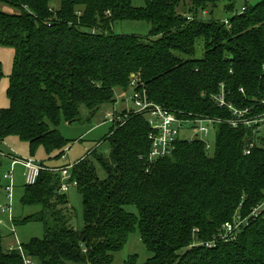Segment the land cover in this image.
<instances>
[{
  "label": "trees",
  "instance_id": "trees-1",
  "mask_svg": "<svg viewBox=\"0 0 264 264\" xmlns=\"http://www.w3.org/2000/svg\"><path fill=\"white\" fill-rule=\"evenodd\" d=\"M51 1L0 0L13 9L0 10V45L14 49L0 141L15 135L31 153L41 146L48 159L60 158L69 142L60 122L114 103L133 73L149 100L187 124L220 121L212 153L198 138H178L170 155L149 163L147 116L120 113L102 138L108 152H88L70 169L82 198L79 229L59 190L61 172L39 161L44 169L24 184L21 203L40 210L21 222L39 221L43 236L21 245L25 255L33 264H112L137 229L151 253L141 264H264V218L249 215L264 200V135L225 122L232 111L216 99L223 93L236 109L264 112V0L234 12L229 27L200 16L216 0H58L55 8ZM119 20L148 22L149 34H115ZM130 204L137 213L125 209ZM237 213L246 221L221 239ZM0 264H24L18 250L3 248L1 235ZM124 264H138L136 255Z\"/></svg>",
  "mask_w": 264,
  "mask_h": 264
},
{
  "label": "rangeland",
  "instance_id": "rangeland-1",
  "mask_svg": "<svg viewBox=\"0 0 264 264\" xmlns=\"http://www.w3.org/2000/svg\"><path fill=\"white\" fill-rule=\"evenodd\" d=\"M146 1L147 0H133L132 4L134 3V6H143ZM257 1L259 0H216V6L213 9L211 7L206 8V10H204L200 16L204 19L213 18L215 20L223 22V20L231 17L234 12L242 11L244 9V7L242 6L246 4L252 5ZM51 5L55 8L58 5V0H52ZM228 5H232L233 9L227 10ZM0 10L10 12L13 11L12 8L3 5L2 3H0ZM150 28V24L145 21L119 20L113 24L112 31L115 34H133L138 36H147L149 34ZM13 59L14 49L9 46L0 45V65L2 69V76L0 78V108L7 107L9 104L6 91L8 87L9 75L12 71ZM136 76L137 75H135L134 73L130 76L128 85L129 87H131V90L129 87L126 90L116 88L114 92L115 102L105 103L101 105L100 108L93 114V116L87 117L86 111L84 109H81L80 116L82 117V119L80 121L67 123L62 120L60 122V124L57 126V129L64 136V138L69 140V142L64 151V154L58 159H48L45 149L41 146L36 148V150L31 153L28 144L20 140L15 135L6 136L3 140L0 141V185L2 187L0 189V205L10 202L12 220H16L14 222H11L7 218V216L0 215V219L2 220V223H0V235L2 236L3 248L5 250H15L18 246L17 242L22 245L30 241L32 238H41L43 236V227L39 221L21 222V219L23 217L40 210V206L23 205L21 203V197L24 194L25 186L22 176L23 166L19 163L13 166L14 188L12 190V197L11 199H8L6 197L4 186L7 184L8 180L3 179V175L8 174L13 160L16 159L21 161L26 159H36L38 161H43L45 166L49 167L47 170L57 171L59 173L62 172V170H66L70 178V169L73 167V164L88 152L96 150V152L98 153L106 154L109 150V144L102 138L105 134L108 133L111 123L120 118V113L126 112L127 114L131 113L132 111L137 112L134 107L133 100L129 99L131 91L134 90V92L140 94V97L145 98L149 102H152L147 98L144 89L137 88L135 84L137 80ZM143 113L147 116L145 112ZM171 113L173 114V112ZM110 117H114L116 120H110ZM181 120L186 122L190 121L188 119ZM193 122H195L193 125H189L191 128L196 127V120H193ZM154 133L155 130H152L151 128L149 135H152ZM214 134L215 133L213 127L212 129L209 128L208 136H206V140L204 141L200 139L202 137L201 133H193L192 130L184 126L179 130L178 137L179 139L198 138L204 142L205 149L209 150V152L212 153L214 148ZM261 134L264 135V132H261ZM149 135L148 139L150 141V151L151 140L149 138ZM176 141L177 139H175V141L173 142L171 150L173 149ZM206 143L209 145L208 147L206 146ZM149 151L146 155L147 161L149 163L155 162L156 160L162 158H150ZM170 153L171 152H169L167 155H170ZM99 173L101 174L102 172ZM66 194L68 204L74 211L72 224L79 229L83 225V205L81 195L76 185L70 186ZM125 209L129 212L137 213L136 207L134 205H126ZM237 216H240V214L237 213ZM204 242L206 241H201L196 238L194 244L201 245ZM130 255H136L138 264L145 262L146 259L151 256V253L145 248L144 244L142 243L137 229L128 234L122 249L113 253L112 264H124V261L127 260Z\"/></svg>",
  "mask_w": 264,
  "mask_h": 264
},
{
  "label": "built area",
  "instance_id": "built-area-1",
  "mask_svg": "<svg viewBox=\"0 0 264 264\" xmlns=\"http://www.w3.org/2000/svg\"><path fill=\"white\" fill-rule=\"evenodd\" d=\"M187 18L190 19V17ZM223 23L226 26H229L228 19L223 20ZM129 99L133 100V104L137 112H145L147 114L149 124L152 130H155L154 134L149 135L151 140V149L149 151L150 158L163 157L167 155L171 151L172 144L175 139L179 138V130L184 126L192 130L193 133H201L202 137L200 139L205 141L206 136H208L209 133V128L213 127L214 123L220 121L218 119L212 118L196 119V127L191 128L189 125L192 124H187L188 122L179 119L174 113L172 114L160 105L154 104L147 101L145 98L140 97V94L134 92V90L131 91ZM216 99L220 106L226 105L232 111L233 117L225 120V122H228L231 126L244 125L250 127L252 128L253 132H264V112L258 115H249L251 110L249 108L245 110L236 109L231 104H227L224 101L223 93L216 96ZM262 102L264 103V101ZM110 120L116 119L114 117H110ZM206 146L208 147L209 145L206 143ZM251 146L252 143L250 144V147ZM249 152V148L244 150L245 154H249ZM18 163L23 166L22 176L25 185H33L36 182L40 171L44 168L36 159H26L21 161L14 159L11 163L8 174L3 175V179L8 180L7 184L4 186L6 197L8 199H11L12 190L14 188L13 166ZM73 185H76V181H69L68 172L66 170H62L61 184L59 189L60 192H67L69 187ZM0 215L7 216V218L13 222L10 202L0 205ZM249 215L262 216L264 218V200L258 203L252 209ZM246 218L247 216L240 217L236 214L231 221L225 222L221 228L220 238L223 240H228L229 236L235 233L241 227V225L244 224ZM0 223H2L1 219ZM17 244L18 246L15 250H18V252L21 254L24 264H33L31 259L24 254L21 245L18 242Z\"/></svg>",
  "mask_w": 264,
  "mask_h": 264
},
{
  "label": "crops",
  "instance_id": "crops-1",
  "mask_svg": "<svg viewBox=\"0 0 264 264\" xmlns=\"http://www.w3.org/2000/svg\"><path fill=\"white\" fill-rule=\"evenodd\" d=\"M133 1V0H132ZM134 4V3H133ZM136 6V5H135ZM138 6V5H137ZM2 187H1V185H0V189H1Z\"/></svg>",
  "mask_w": 264,
  "mask_h": 264
},
{
  "label": "water",
  "instance_id": "water-1",
  "mask_svg": "<svg viewBox=\"0 0 264 264\" xmlns=\"http://www.w3.org/2000/svg\"><path fill=\"white\" fill-rule=\"evenodd\" d=\"M247 140V138H245V141Z\"/></svg>",
  "mask_w": 264,
  "mask_h": 264
}]
</instances>
